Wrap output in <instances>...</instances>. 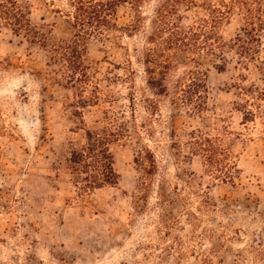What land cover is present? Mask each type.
<instances>
[{
  "label": "rangeland",
  "instance_id": "1",
  "mask_svg": "<svg viewBox=\"0 0 264 264\" xmlns=\"http://www.w3.org/2000/svg\"><path fill=\"white\" fill-rule=\"evenodd\" d=\"M48 1L54 0H26L32 24L50 43L71 39L69 21L55 13L66 9L64 3ZM157 2L146 0L142 13L150 16ZM205 15L197 7L186 14V23ZM135 17L130 5H122L116 24L125 28ZM243 26L236 11L221 34L231 41L243 35ZM106 37L108 42L87 43L86 63L100 100L82 110L80 119L72 114L75 90L60 84L62 73L49 50L31 45L24 33L0 28V264H264V69L257 62L242 68L235 55L224 72L213 67L218 60H201L208 108L198 115L172 102L189 66L179 62L167 77L170 97H156L134 52L146 46L145 35L129 37L120 30ZM239 85H253L254 96H241ZM145 98L159 105L153 116ZM245 109L256 118H247ZM106 114H123L132 133L111 146L119 181L82 199L66 159L73 146L85 143L86 130L109 125ZM146 120L154 138L145 136ZM172 129L183 144L177 158L168 148ZM194 132L219 138L231 153L240 171L234 184L216 176L224 168L192 155ZM143 145L160 148V168L141 192L143 173L135 157ZM161 195L166 204L159 202Z\"/></svg>",
  "mask_w": 264,
  "mask_h": 264
},
{
  "label": "trees",
  "instance_id": "2",
  "mask_svg": "<svg viewBox=\"0 0 264 264\" xmlns=\"http://www.w3.org/2000/svg\"><path fill=\"white\" fill-rule=\"evenodd\" d=\"M58 1L64 3L66 9L59 7L55 13L62 14L69 21L74 30L71 39L50 43L47 33L32 24L31 7L26 0H0V28L4 26L18 36L24 33L31 45L49 50L51 62L62 73L60 84L65 89L75 90L77 101L72 105V114L76 118L82 119V110L96 105L100 100L99 85L94 82V77L89 72L90 66L86 63L87 43L91 39L108 42V32L122 30L129 37L145 35L146 46L135 49L134 52L137 54V61L144 67L148 90L156 97H170L167 77L179 62L189 66V70L176 83L177 97L172 102L174 105L188 106L198 115L208 108L207 75L202 70L201 60H218L219 64L213 67L224 72L231 56L235 55L242 68H247L251 62H257L259 70L264 69V60L261 59V54L264 53V0H216V4L207 0L202 4L195 0H158L150 16L141 11L146 0ZM47 3L55 6V0ZM122 5H130L136 14L132 24L125 28H119L116 24L118 9ZM197 7L203 8L207 15L186 23L189 19L186 14ZM236 11L240 12L244 22L241 30L243 35L238 34L235 39L226 41L221 28L230 22V16ZM237 88L241 96H254L253 85H239ZM132 103L134 107V101ZM143 104L147 105L151 116L159 109V105L148 98L143 100ZM245 110L247 118H256L255 113ZM134 115L132 113V119L135 118ZM106 120L109 122L108 126L86 130L85 143L81 147L73 146L66 159L73 185L82 199L106 187H114L119 181V175L114 169L111 146L130 138L132 133L123 114L120 117L106 114ZM149 123V120L144 121L142 128L146 130V137L154 138V131L148 129ZM190 136L192 139L189 148L192 155H202L212 168H224L225 173L216 176L222 182L234 184L240 171L231 159V153L222 148L219 138L198 137L195 132ZM180 137L175 129L168 135L171 139L168 148L176 151L174 158L181 153L183 144L179 141ZM156 150L160 148L152 150L143 145L137 151L135 163L143 173L138 187L141 192L149 190L150 183L159 172ZM178 197L181 202L186 200L183 195L177 194ZM159 202L166 204L168 201L161 195ZM171 203L178 206L177 200Z\"/></svg>",
  "mask_w": 264,
  "mask_h": 264
}]
</instances>
